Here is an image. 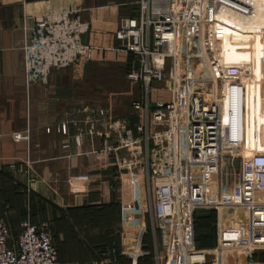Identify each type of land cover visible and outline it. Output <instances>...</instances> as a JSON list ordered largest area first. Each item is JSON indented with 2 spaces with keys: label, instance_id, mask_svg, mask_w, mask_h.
<instances>
[{
  "label": "built area",
  "instance_id": "1",
  "mask_svg": "<svg viewBox=\"0 0 264 264\" xmlns=\"http://www.w3.org/2000/svg\"><path fill=\"white\" fill-rule=\"evenodd\" d=\"M252 15L251 4L244 0H135L134 14L118 20L112 38L116 52L135 59L137 71L127 80L140 83L142 102L130 108L142 111V121L114 119L100 129L105 111L90 106L76 109L69 119L75 141L101 139L98 151L110 155L115 172L116 186L110 191L119 192L124 209L146 201L161 237L155 261L247 264V255L264 250V200L255 198L264 193V153L247 156L244 150L252 121L249 67L227 62L215 72L218 56L211 62L205 50L207 30L213 26L263 38L264 30L245 27ZM30 23L20 48L26 86L44 83L51 71L65 69L78 58L90 59L94 48L80 43L89 31L80 10L33 15ZM164 75L166 100L150 106L152 84ZM55 131L66 135L67 124ZM225 159L240 166L236 201L220 197ZM22 174L28 193L35 178L28 168ZM193 175L199 180L192 181ZM212 178L217 185L213 197ZM210 210L229 216L224 222L218 218L212 249L195 248L194 213ZM8 238V228L0 222V264H58L45 223L32 224L25 217L13 245L8 246Z\"/></svg>",
  "mask_w": 264,
  "mask_h": 264
},
{
  "label": "crops",
  "instance_id": "2",
  "mask_svg": "<svg viewBox=\"0 0 264 264\" xmlns=\"http://www.w3.org/2000/svg\"><path fill=\"white\" fill-rule=\"evenodd\" d=\"M134 1L114 0L119 5L111 9L115 11L114 21L108 20V13L107 19L103 20L104 14H101L106 26L93 30L90 23L95 16L88 10L86 14L83 7L89 0H0V186L7 176L24 187L22 172L26 168L31 172L35 183L29 188L30 213L27 206L25 216L32 224L48 223L56 244L58 264H165L161 259L155 261V255L161 249V237L154 230L156 221L146 201L142 199L128 211L123 207L119 192L109 191L115 172L110 155L98 151L101 139L94 137L91 143L74 140L69 122L71 114L76 109L101 103L100 96H96L94 90L91 92V86L101 85L102 80L80 74L78 71L90 63L83 59L76 63V59L71 67L51 71L44 83L26 86L20 52L23 39L30 33L31 16L78 9L89 23V31L80 37V43L94 48L92 58L97 53L100 57L111 54L122 68L125 54L114 50L117 43L112 34L118 20L128 14V9L123 7ZM257 38H251L252 50L260 48ZM260 69L253 78L250 75L248 81L252 98L249 110L255 121L248 123L246 128L244 150L247 156L264 153V118L261 117L264 74ZM125 81L123 94H127V85L133 83L137 85L139 98H123L122 104L127 105L123 110H104L105 121L100 124V129L114 119L128 118L130 124L142 121V111L130 108L132 103L142 102V87L127 77ZM162 94L155 92L150 96L149 93L150 106L158 100L155 99L157 95L165 101L166 94L165 97ZM61 123L67 124L66 135L55 131ZM9 166L14 169L9 170ZM240 185V174L233 184L221 180L220 197L226 201L238 200ZM216 187L213 183L209 188L212 197ZM255 198L264 200V193H256ZM214 215L215 239L212 246L206 245L204 250L215 246L218 218L224 222L229 216L219 215L216 211ZM246 263L264 264V250L247 255Z\"/></svg>",
  "mask_w": 264,
  "mask_h": 264
},
{
  "label": "rangeland",
  "instance_id": "3",
  "mask_svg": "<svg viewBox=\"0 0 264 264\" xmlns=\"http://www.w3.org/2000/svg\"><path fill=\"white\" fill-rule=\"evenodd\" d=\"M86 6V7H85ZM82 8L86 12L89 11V14L95 16L92 18L93 21L90 23V27L94 30L95 28L105 27L104 22L101 20V14H104V19H107L108 13V20L110 22L114 21L115 19V11L111 10L114 7L116 8L119 6L114 0H89V4H86ZM110 6V7H109ZM114 8V9H115ZM126 8L127 13L129 14L133 8L134 3H129L123 7ZM88 10V11H87ZM110 12V13H109ZM125 13V14H127ZM111 14V15H109ZM127 14V15H128ZM90 22V21H89ZM103 22V23H102ZM207 41L205 44L206 55L209 60L214 59L216 57V67L218 68L215 72H220L222 65L225 63H234V64H243L244 66H248V75H255L259 72V68L261 67V71L264 70V38L259 39L257 36L248 34V35H241L240 33L232 30L231 28L225 26H213L207 30ZM253 37L259 40L260 48L258 50H252L251 40ZM252 38V39H251ZM100 53L90 57V59H83L85 62H89L90 65H85L83 69H80L78 72L85 73V76L91 78L92 80H96L100 78L102 81L101 85H94L91 86V92H94L96 96H100V102L98 104L92 105L96 108H101L102 110L106 109H115V110H123L125 103L122 104V99L126 98L127 100H133L135 98H139V92L137 85L129 83L127 85V94L124 95L122 92V85L126 81V77L129 74L128 72L124 71V68L118 67V61L115 59L114 56L111 54H107L106 57H100ZM116 56V55H115ZM101 58V59H100ZM81 59L78 58L77 62ZM90 60V61H89ZM104 61V62H103ZM98 62L105 63L106 65H101L102 63L98 64ZM75 63V64H76ZM94 63V64H91ZM73 66L70 65V67ZM192 71L194 70L191 68ZM166 72V71H165ZM205 74H210L208 70L204 71ZM253 78V76H252ZM166 76L164 75L161 82L158 84H152V90L149 91L150 96H153L155 92L157 93H164L162 90L165 87ZM94 88H97L94 89ZM162 89V90H161ZM94 90V91H92ZM165 94V93H164ZM163 95V97H165ZM94 95V96H95ZM95 96V97H96ZM102 97V98H101ZM155 99H160V96L157 95ZM150 101V100H149ZM92 102L96 103L98 101L93 100ZM141 103V102H140ZM152 103V102H151ZM127 106V105H126ZM240 172V166L237 161L231 159H225L223 173H222V180L227 181V184H233L234 180L238 178ZM213 179V178H212ZM192 181H198L199 176L193 175L191 178ZM212 183H215V180H212ZM210 185V184H209ZM213 192H211L212 194ZM48 229L49 225L47 222H44Z\"/></svg>",
  "mask_w": 264,
  "mask_h": 264
},
{
  "label": "trees",
  "instance_id": "4",
  "mask_svg": "<svg viewBox=\"0 0 264 264\" xmlns=\"http://www.w3.org/2000/svg\"><path fill=\"white\" fill-rule=\"evenodd\" d=\"M134 14V9L127 15L131 16ZM125 61L122 68L125 72L135 74L137 71V65L134 57L129 54L125 55ZM132 121V120H131ZM135 122V121H133ZM131 122V124L133 123ZM114 172V169H112ZM114 176V175H113ZM6 178L5 182H1L0 188V222H2L9 231L8 246L14 244L18 233L19 223L26 217V208L28 206L30 213L31 194L24 192V187L19 186L17 183L12 182L9 177ZM116 179L110 182V187L116 186ZM3 185V186H2ZM109 187V191H110ZM111 193H115L110 191ZM26 201L28 202L26 204ZM28 213V214H29ZM43 223V222H42ZM51 232V230H50ZM193 232H194V245L195 248L203 249L204 246H212L215 239V215L214 210L197 211L193 216ZM52 235V233H51ZM53 246L56 250V244L53 242Z\"/></svg>",
  "mask_w": 264,
  "mask_h": 264
},
{
  "label": "bare ground",
  "instance_id": "5",
  "mask_svg": "<svg viewBox=\"0 0 264 264\" xmlns=\"http://www.w3.org/2000/svg\"><path fill=\"white\" fill-rule=\"evenodd\" d=\"M251 4L253 15L251 20L245 24V27L250 31L255 29L264 30V0H244ZM252 121H255L252 120ZM251 120L248 122H252ZM253 123V122H252Z\"/></svg>",
  "mask_w": 264,
  "mask_h": 264
}]
</instances>
